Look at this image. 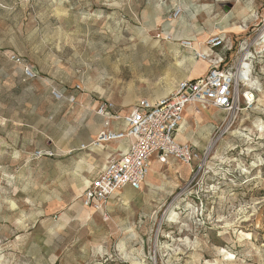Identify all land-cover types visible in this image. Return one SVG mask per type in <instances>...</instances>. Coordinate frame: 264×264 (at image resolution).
<instances>
[{
  "label": "rangeland",
  "instance_id": "rangeland-1",
  "mask_svg": "<svg viewBox=\"0 0 264 264\" xmlns=\"http://www.w3.org/2000/svg\"><path fill=\"white\" fill-rule=\"evenodd\" d=\"M214 34L255 102L189 118L192 182L152 157L151 185L85 207L97 102L164 97ZM0 264H264V0H0Z\"/></svg>",
  "mask_w": 264,
  "mask_h": 264
},
{
  "label": "built area",
  "instance_id": "built-area-1",
  "mask_svg": "<svg viewBox=\"0 0 264 264\" xmlns=\"http://www.w3.org/2000/svg\"><path fill=\"white\" fill-rule=\"evenodd\" d=\"M180 13L181 9H176L173 17ZM225 44L222 34L211 35L206 41L208 49L195 51L198 59L210 63L208 73L205 76L181 80L177 89L164 97L156 100L143 98L126 114L117 112L114 103L109 100L99 103L96 114L103 117L104 129L91 145L100 147L105 142L126 139H130L131 144L125 152L110 158L102 171L87 185L82 196L85 207L105 213L106 216L107 203L121 190L126 187L135 191L141 190L153 155L161 162H167L171 157L181 160L191 166L192 178L189 182L195 179L198 169L193 164L201 159L200 154L191 143H180L177 140L186 108L189 105H194L197 110L214 107L231 116L241 107V100L249 106L255 102V93L252 90L241 92L243 81L239 68L228 66L223 56L212 54L213 49ZM181 45L193 48V41L182 40ZM24 77L31 80L37 74L31 67L26 66ZM51 92L57 100L64 97L57 89H52ZM74 100L72 97L71 101ZM120 121L125 124L124 129H110L113 122ZM55 154L46 149L34 152L36 158Z\"/></svg>",
  "mask_w": 264,
  "mask_h": 264
},
{
  "label": "crops",
  "instance_id": "crops-1",
  "mask_svg": "<svg viewBox=\"0 0 264 264\" xmlns=\"http://www.w3.org/2000/svg\"><path fill=\"white\" fill-rule=\"evenodd\" d=\"M209 68H210V63L208 62V61H206V60H199V61H197L194 65H193V67H192V69L189 71V72H187L185 75H184V79L185 78H197V77H201V76H205L207 73H208V70H209ZM181 80H182V78H181ZM180 80V81H181ZM179 81V82H180ZM179 82H176V85H175V87H174V90H176L177 89V87H178V84H179ZM173 90V91H174ZM173 91H170V92H166V94L168 95V94H170L171 92H173ZM165 93H162L161 94V96H165L166 95ZM158 97H160V95L159 96H156V97H152L153 99H157ZM143 98H147L146 96H143L142 98H140L137 102H136V104L141 100V99H143ZM101 101H98L97 102V104H96V106L94 107V112H95V110H96V108L98 107V105H99V103H100ZM135 106V105H134ZM134 106H132V107H134ZM192 105H189L187 108H186V110H185V119H184V122L182 123V125H181V127H180V129H179V132H178V136H177V140H178V142H180V143H194V144H198L196 141H194L193 140V136L187 131V124H188V122H189V118H191L194 114H195V109L193 108V107H191ZM132 108H130L129 110H126V111H121V110H117L116 109V107H115V110L117 111V112H119V113H121V114H126V113H128L130 110H131ZM209 109V108H208ZM194 113V114H193ZM196 115V114H195ZM95 116L97 117V120L99 121L98 122V126L94 129V131H93V134L91 135V137H90V140L92 139V137H94V136H96V134H97V136L99 135V133L104 129V124H103V117H101V116H99V115H97L96 114V112H95ZM197 117H204V115L202 114V111H200V113L199 114H197L196 115ZM125 128V124L122 122V121H120V122H118V123H116V122H113L112 123V125L110 126V129H124ZM96 139V138H95ZM94 139V140H95ZM93 140V141H94ZM130 144H131V141H130V139H126V140H122V141H109V142H105V143H103L100 147H93V148H95L96 150L95 151H93L96 155H97V157H98V165H97V167L93 170V172H96V176L102 171V169L104 168V166L107 164V162H108V160L110 159V158H112L113 156H116V155H119L121 152H125L129 147H130ZM194 144H192V145H194ZM90 146V145H89ZM195 146V145H194ZM152 157H155L156 159L155 160H157L156 161V164H158L159 166H160V164H162V162L161 161H159V159H158V157L156 156V155H153ZM152 157H151V167L153 166V162H154V160H152ZM173 159V157H171V158H169L168 160H169V163L171 162V160ZM174 159H176V158H174ZM177 160H179V159H177ZM181 161V160H180ZM182 162V161H181ZM182 164L183 165H188V164H186V163H184V162H182ZM189 166V165H188ZM182 169V168H181ZM189 169H190V171H188V174H189V172H190V174L188 175H186V174H184V177H188V176H191L192 175V169H191V166H189ZM98 172V173H97ZM95 176V177H96ZM182 176V175H181ZM184 177H182V178H184ZM153 181H154V177L153 176H150V177H147L146 178V180H145V183L147 184V185H151V183H153ZM91 182V180L89 181V183ZM144 185V184H143ZM124 190H127V191H135V190H133V189H131L130 187H126V188H124L123 190H121L119 193H121V192H123ZM118 193V194H119ZM117 194V195H118ZM117 195H115L114 197H116ZM114 197H112V198H114Z\"/></svg>",
  "mask_w": 264,
  "mask_h": 264
},
{
  "label": "bare ground",
  "instance_id": "bare-ground-1",
  "mask_svg": "<svg viewBox=\"0 0 264 264\" xmlns=\"http://www.w3.org/2000/svg\"><path fill=\"white\" fill-rule=\"evenodd\" d=\"M204 48V47H203ZM194 49V48H193ZM249 63L246 61V58H242L239 62V73H240V77H241V80L244 81V80H247L249 79ZM251 69V67H250ZM251 71V70H250ZM191 107H193L195 109L196 112L200 113V110H197L195 108L194 105H192ZM235 114V113H234ZM215 145V141H212L210 143V145L208 146L207 148V151H210Z\"/></svg>",
  "mask_w": 264,
  "mask_h": 264
}]
</instances>
